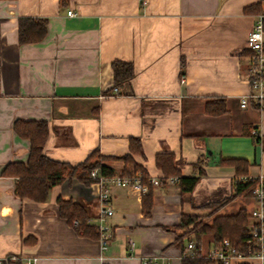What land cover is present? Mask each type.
Here are the masks:
<instances>
[{
  "label": "crops",
  "instance_id": "0c3cea01",
  "mask_svg": "<svg viewBox=\"0 0 264 264\" xmlns=\"http://www.w3.org/2000/svg\"><path fill=\"white\" fill-rule=\"evenodd\" d=\"M263 8L264 0H0V264H182L183 216L206 215L205 204L234 193L235 170L221 162L246 160L249 176L264 173V111L240 106L249 89L243 50ZM24 17L47 22L41 42L20 43ZM116 60L132 63L135 77L113 96ZM216 100L226 112L207 114ZM20 121L47 124L44 153L54 161L75 168L96 151L115 176L159 179L151 214L145 195L110 184L103 253L97 185L65 174L45 201L19 196L20 178L4 172L29 160ZM161 154L183 177L200 178L193 191L163 178ZM59 200L82 205L98 236L63 219ZM254 207L239 197L214 216ZM198 242L207 250L215 241Z\"/></svg>",
  "mask_w": 264,
  "mask_h": 264
},
{
  "label": "trees",
  "instance_id": "16d2710c",
  "mask_svg": "<svg viewBox=\"0 0 264 264\" xmlns=\"http://www.w3.org/2000/svg\"><path fill=\"white\" fill-rule=\"evenodd\" d=\"M47 22L34 18L19 19V40L22 44L41 42L47 34ZM113 70V88H122L130 83L135 77V69L132 63L116 60L112 64ZM112 88V89H113ZM206 112L209 115L218 116L226 112L225 103L222 100H216L206 105ZM16 132L23 138L29 139L31 148L29 160L26 165H10L4 174L16 175L20 178L18 184V193L21 197H28L37 202L47 200L50 190L60 184L65 174L77 176L81 181L93 182L91 172L100 168L107 177L114 174L110 169L100 163L98 152H93L89 158L80 166L71 168L66 163L54 161L44 153V147L49 131L45 122H17ZM222 164L232 167L235 170L236 178L233 181L234 193L229 197L218 202H210L204 205L206 210L216 209L217 211L233 200L239 197H252L254 182H242L241 177L248 176L250 163L246 160L231 159L222 161ZM157 165L163 171L164 177L178 176L181 192H191L200 182L197 177H183L178 170L175 159L170 154H161L157 157ZM144 183L147 179L142 174ZM149 185V192L144 197V212L151 214L152 190ZM60 216L67 221L78 220L77 226L84 234L95 232L98 236V230L87 226L88 215L85 208L72 201L59 200ZM216 211L209 214L213 217ZM208 215H184L181 224L175 230L177 234V244L183 246L186 240L196 239L201 241L203 235H213L215 242L229 240L234 247L244 250L248 239L247 226L250 217L246 209H241L236 215H217L213 217L211 223L204 220ZM182 264H212L211 261L200 256L183 258Z\"/></svg>",
  "mask_w": 264,
  "mask_h": 264
},
{
  "label": "built area",
  "instance_id": "2783aa9c",
  "mask_svg": "<svg viewBox=\"0 0 264 264\" xmlns=\"http://www.w3.org/2000/svg\"><path fill=\"white\" fill-rule=\"evenodd\" d=\"M68 15L74 16L75 13L69 11ZM243 52L247 53L248 67L245 82L249 89L248 93L242 96L240 106L245 109L254 105L264 111V8L258 14L254 27L248 34ZM120 92L121 89L115 87L111 95L118 96ZM252 134L255 137L258 135L256 130H253ZM91 179H93L92 184L99 188V223L96 227L99 232L101 250L106 253L112 241V232L107 222L115 213L111 205L110 184L130 188L140 195H146L149 192V185L159 186L161 182L156 178H146L147 184H145L143 175L107 177L100 168L91 172ZM167 179L173 182L178 181L177 177ZM239 180L255 183L252 191L255 207L248 212L250 222L247 226L248 239L244 250L234 247L229 240L214 242L207 250L197 240H189L183 251V258L200 256L213 264H264V173L256 176L248 175ZM79 224L78 220L73 221L74 226L77 227ZM129 244L130 249L134 250L132 240ZM155 260L146 258L142 264H153Z\"/></svg>",
  "mask_w": 264,
  "mask_h": 264
},
{
  "label": "rangeland",
  "instance_id": "374dc122",
  "mask_svg": "<svg viewBox=\"0 0 264 264\" xmlns=\"http://www.w3.org/2000/svg\"><path fill=\"white\" fill-rule=\"evenodd\" d=\"M214 211H216V213H218V211L216 210V209H213L212 211L210 210V212H209V210H208V213H206V215H208L206 218H205V222H207V219L209 218V214H211L212 212H214ZM215 213V214H216ZM211 218V217H210Z\"/></svg>",
  "mask_w": 264,
  "mask_h": 264
}]
</instances>
